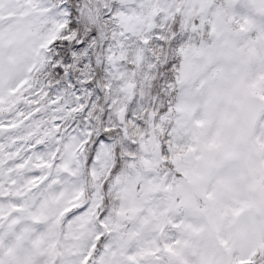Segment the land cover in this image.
<instances>
[{
  "label": "snow or ice",
  "instance_id": "snow-or-ice-1",
  "mask_svg": "<svg viewBox=\"0 0 264 264\" xmlns=\"http://www.w3.org/2000/svg\"><path fill=\"white\" fill-rule=\"evenodd\" d=\"M0 264H264V0H0Z\"/></svg>",
  "mask_w": 264,
  "mask_h": 264
}]
</instances>
